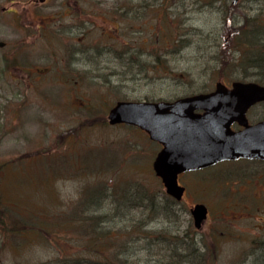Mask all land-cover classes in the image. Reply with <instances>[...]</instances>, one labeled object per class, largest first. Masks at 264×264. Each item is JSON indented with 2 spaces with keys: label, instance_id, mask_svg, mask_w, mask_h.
I'll use <instances>...</instances> for the list:
<instances>
[{
  "label": "rangeland",
  "instance_id": "obj_1",
  "mask_svg": "<svg viewBox=\"0 0 264 264\" xmlns=\"http://www.w3.org/2000/svg\"><path fill=\"white\" fill-rule=\"evenodd\" d=\"M16 1L21 2L0 0V37L5 40L22 28L17 14L2 11ZM93 2L98 10L130 7L139 15L132 18L126 66L104 47L110 43V49L122 52V40H107L101 27L85 38V44L98 42V52L85 53L97 67L84 78L78 118L67 96L53 94L54 79L18 77L0 51V264L241 262L253 239L264 241V213L259 214L258 239L246 229L252 225L249 219L222 226L225 180L218 174L211 180L212 239L203 238L216 249L199 257L182 251L180 240L171 237L175 217L163 213L170 206L156 197L160 184L142 136L103 119L113 99L169 97L217 81L256 82L241 80L233 42L244 19L259 12L264 20V0H82V6L90 8ZM252 72L261 76L260 69ZM124 188L145 190L153 197V209L148 200L147 207H140L119 199ZM182 204L180 230L189 221L188 205ZM94 209L110 236L100 244L96 240L97 246L92 229L83 227ZM226 228L231 234L220 238ZM263 252L262 246L249 262L264 264Z\"/></svg>",
  "mask_w": 264,
  "mask_h": 264
},
{
  "label": "flooded vegetation",
  "instance_id": "obj_2",
  "mask_svg": "<svg viewBox=\"0 0 264 264\" xmlns=\"http://www.w3.org/2000/svg\"><path fill=\"white\" fill-rule=\"evenodd\" d=\"M116 9L98 10L96 2H93L90 8H84L82 0L16 1L14 6L2 8V11L7 10L17 14V19L20 21L22 28L17 29L11 41L0 37V41L4 42L0 46V51L3 50L5 59L11 61L12 70L18 77L54 79L58 86L52 90L53 94L60 92L61 95L67 96L68 102L70 101V107H75L73 109L78 118V115H80L79 108H82L83 105L81 101L82 94H84L83 92L86 89L83 83L84 78L93 76L92 71L97 67V64L95 65L96 67L91 65H94L96 60L90 59L85 55L86 52L90 53L89 51L98 52V48H96L98 42L94 45H90V43L85 44V38L88 37V34L95 28L101 27L103 34L107 32V40H122L124 44L122 52L115 48L110 49L109 47L112 45L110 43L105 44L104 47L107 53H113L114 60L119 61L120 64L122 63L125 66L128 63L127 54L130 52L131 45V22L132 18H135L133 14H138V11L130 10V7H117ZM85 46L90 47L85 49ZM127 46H129V50L126 48ZM122 55L123 58H121ZM109 73L114 74L112 71ZM226 89L231 90V85H227ZM215 90V86L193 87L169 97H146L134 101L172 102L184 97L210 94ZM128 100L125 98L113 99L109 102L106 118L103 121H106L109 126L130 127L138 131L143 138L145 150L152 157V168V162L164 148V144L152 139L146 130L137 126L124 122L115 124L108 122L107 116L110 108L118 101ZM198 103L189 109V113H186V111L184 113L187 116L190 114L195 118L203 116L209 109L206 108V105L203 107ZM236 107L237 112L231 115L223 111L214 112L213 115L219 119H224L227 116L234 117L233 121L229 124V128L235 132L245 130L247 127L256 125L264 120V100L255 101L246 107L241 102ZM193 122L187 130L190 131V144L177 141L174 144L175 148L173 152L176 155L178 146L189 145L193 156H204L206 158L209 155L210 146L208 143L209 139L207 138L209 127L201 119H194ZM218 174L221 176V179L225 180L221 184V188L225 190L222 196L225 201L224 207L222 206V226H235V223L239 220L249 219L252 221V225L250 228L246 227V229H250L248 233L257 235V238L261 228L259 225L261 219L259 214L261 212L264 213V157L242 155L237 158L222 159L214 164L199 168L181 171L177 173V183L183 187L180 197L167 193L161 177L155 174L160 184V191L156 192V197H159L162 206H170V211H164V215L171 214L175 217L177 231H179L181 213L186 208L182 203L185 202L188 205L187 211L189 213V226L185 227L186 229L188 228V236L194 241L195 239L203 241V238L207 237L208 240H211L214 229L211 222V180L213 177L217 178ZM152 199L153 197L150 199L147 194V200L151 202ZM196 204H202L206 209L205 218L199 225H196L191 214V209ZM145 205H148L147 201ZM261 205L262 209L260 208ZM214 227L217 228V226ZM230 234L226 228L225 232H221L220 238H228ZM238 238L240 236H237ZM253 240L254 243L244 252L246 256L237 264H255L254 262H249V256H253L262 246L264 249V241L261 243L259 239ZM200 241L198 242L199 244ZM210 244L211 242L208 245L203 241L200 245H202L201 248L204 252L215 251V244Z\"/></svg>",
  "mask_w": 264,
  "mask_h": 264
},
{
  "label": "water",
  "instance_id": "obj_3",
  "mask_svg": "<svg viewBox=\"0 0 264 264\" xmlns=\"http://www.w3.org/2000/svg\"><path fill=\"white\" fill-rule=\"evenodd\" d=\"M3 44L0 41V46ZM215 87L216 90L210 94L184 97L172 102L118 101L108 111L110 124L124 122L137 126L146 130L152 139L164 144V148L154 158L152 168L161 177L166 192L173 196L180 197L183 191V187L177 183V173L181 171L242 155L264 157V120L235 132L229 128L234 117L219 119L213 115L218 111L231 115L237 112L236 106L241 102L246 107L255 101L264 100V84L235 80L231 82V90H227L224 83L217 81ZM198 102L209 110L201 117L187 116L184 112L189 113V109ZM194 119H201L209 127L207 138L210 146L206 158L193 156L189 145L178 146L176 155L173 152L175 142L189 143L190 131L187 130ZM191 214L196 225H199L205 218L206 209L204 205L196 204Z\"/></svg>",
  "mask_w": 264,
  "mask_h": 264
},
{
  "label": "trees",
  "instance_id": "obj_4",
  "mask_svg": "<svg viewBox=\"0 0 264 264\" xmlns=\"http://www.w3.org/2000/svg\"><path fill=\"white\" fill-rule=\"evenodd\" d=\"M258 10L262 9L258 8ZM133 15L137 17L139 13ZM259 15V12L255 13L253 16L250 17V19H244V23L242 22L240 23L241 25L238 26V29L235 34V41L233 42L234 50L237 54L234 66L242 68V72L239 73L241 74V80H253L256 78V82L264 83V20H260L258 17ZM255 69H260L261 73L259 74H261V76L252 72V70ZM119 199L132 201V206L147 207V205L145 204L142 205V202L144 200H147V194L145 193V190H142L139 193L135 188H124L123 191L120 193ZM148 207L150 209H153L151 207V204L148 205ZM100 218H102V216L100 214H97L95 209L92 210L91 215H86L84 217L85 222L83 227L92 229V233H94L95 235L91 239V241L95 246H97L96 240L100 244V239H110V236L107 234V230L103 229V224H105V221L100 220ZM175 226L176 228L174 229V235H171V237L180 240L177 242V244L181 245L180 249H182V251H189L190 253L194 252L198 255V257L205 253L204 250L192 238L188 236V228L181 230L179 229V231H177V222H175ZM176 254H178V252ZM160 262L162 263L163 261Z\"/></svg>",
  "mask_w": 264,
  "mask_h": 264
}]
</instances>
